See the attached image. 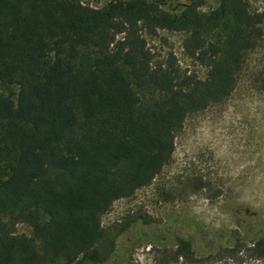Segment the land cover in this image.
I'll use <instances>...</instances> for the list:
<instances>
[{"label": "trees", "instance_id": "16d2710c", "mask_svg": "<svg viewBox=\"0 0 264 264\" xmlns=\"http://www.w3.org/2000/svg\"><path fill=\"white\" fill-rule=\"evenodd\" d=\"M217 1L175 13L160 0H0V264L110 261L116 240L103 217L153 183L189 115L231 97L264 37V12ZM159 30L185 33L205 78L174 56L154 65L145 35ZM19 224L32 235H18ZM176 247L163 258L200 257L190 238ZM250 252L264 258V240ZM220 253L237 250L203 260Z\"/></svg>", "mask_w": 264, "mask_h": 264}, {"label": "rangeland", "instance_id": "374dc122", "mask_svg": "<svg viewBox=\"0 0 264 264\" xmlns=\"http://www.w3.org/2000/svg\"><path fill=\"white\" fill-rule=\"evenodd\" d=\"M82 1L102 7L109 0ZM163 1L164 10L175 13L194 1L205 13L218 5L217 0ZM247 1L253 11L264 9V0ZM145 38L154 65L174 56L183 72L206 77L205 66L185 52V33L159 30ZM198 181L208 187L194 191ZM103 226L115 236L113 264H264V258L250 255L264 240V37L246 54L231 97L187 117L170 162L150 186L115 202ZM16 233L31 236L32 229L19 224ZM181 236L192 240L198 259L163 258L165 250H177ZM160 241L165 246L158 248L154 242ZM228 247L237 253L203 260V254Z\"/></svg>", "mask_w": 264, "mask_h": 264}, {"label": "flooded vegetation", "instance_id": "af4514ba", "mask_svg": "<svg viewBox=\"0 0 264 264\" xmlns=\"http://www.w3.org/2000/svg\"><path fill=\"white\" fill-rule=\"evenodd\" d=\"M160 2H161V5L163 4V0H160ZM198 4L199 5V3L198 2H196V1H194V2H192L191 4ZM261 3V2H260ZM190 5V4H189ZM187 6V5H186ZM258 7V6H257ZM251 10H252V8H251ZM253 11V10H252ZM253 12H256V13H262V12H264V9H262V8H257L256 10L254 9V11ZM114 262H108V263H106V264H113Z\"/></svg>", "mask_w": 264, "mask_h": 264}]
</instances>
